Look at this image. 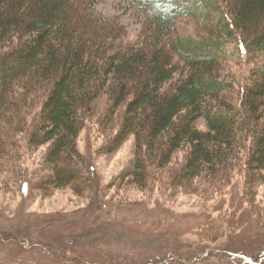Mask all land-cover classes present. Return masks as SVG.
<instances>
[{
    "label": "trees",
    "instance_id": "1",
    "mask_svg": "<svg viewBox=\"0 0 264 264\" xmlns=\"http://www.w3.org/2000/svg\"><path fill=\"white\" fill-rule=\"evenodd\" d=\"M101 1L0 0L3 183L19 178L27 201L36 183L20 170L26 149L48 144L53 172L38 174L48 177L37 182L43 193L80 181L86 157L79 139L96 120L114 151L135 139L130 174L143 189L162 174L183 192L224 191L243 160L252 194L256 182H264V62L241 87L240 100L227 66L233 41L242 53L264 56V0H132L146 16L137 41L121 18L98 10ZM195 8L203 35L180 34L179 18L194 15ZM39 111L42 124L32 133ZM32 229L0 238L34 251L44 243ZM237 251L255 264L264 259V253Z\"/></svg>",
    "mask_w": 264,
    "mask_h": 264
},
{
    "label": "rangeland",
    "instance_id": "2",
    "mask_svg": "<svg viewBox=\"0 0 264 264\" xmlns=\"http://www.w3.org/2000/svg\"><path fill=\"white\" fill-rule=\"evenodd\" d=\"M97 7L106 16L121 18L132 40L141 38L146 16L132 0H102ZM198 11L179 18L180 34L203 35L205 23ZM263 62L264 56L242 53L238 41L230 43L227 73L239 84L233 94L236 99H241V87L252 81L254 69ZM38 113L31 120L32 133L42 124ZM111 139L102 133L100 123L89 121L79 139L86 157L80 181L60 189L50 187L47 193L37 182L48 178L38 174L53 172L46 162L51 144L26 149L28 159L20 170L25 172L22 175H33L36 185L25 201L19 178L5 184L0 179V233L18 234L20 228L31 226V234L44 244L34 246V251L21 246L20 251L15 243L0 238V264H70L72 257L77 259L73 264H82L81 258L87 264H255L238 253L239 248L250 256H262L264 182H256L253 193L247 194L243 160L224 191L183 192L171 181L167 184L162 174L143 189L130 174L135 139L117 151ZM21 140L28 145L30 137ZM261 259L258 264H264Z\"/></svg>",
    "mask_w": 264,
    "mask_h": 264
}]
</instances>
